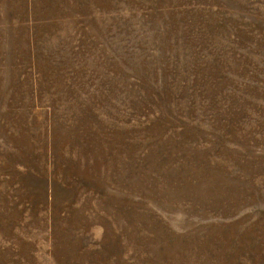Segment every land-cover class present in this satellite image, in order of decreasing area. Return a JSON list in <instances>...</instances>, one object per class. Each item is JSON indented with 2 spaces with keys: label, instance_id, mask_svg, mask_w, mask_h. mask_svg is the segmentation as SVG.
<instances>
[{
  "label": "rangeland",
  "instance_id": "obj_1",
  "mask_svg": "<svg viewBox=\"0 0 264 264\" xmlns=\"http://www.w3.org/2000/svg\"><path fill=\"white\" fill-rule=\"evenodd\" d=\"M0 264H264V0H0Z\"/></svg>",
  "mask_w": 264,
  "mask_h": 264
}]
</instances>
